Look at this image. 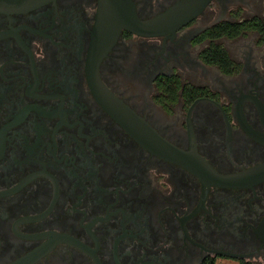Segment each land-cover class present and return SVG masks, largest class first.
<instances>
[{
  "label": "flooded vegetation",
  "instance_id": "obj_1",
  "mask_svg": "<svg viewBox=\"0 0 264 264\" xmlns=\"http://www.w3.org/2000/svg\"><path fill=\"white\" fill-rule=\"evenodd\" d=\"M98 9L0 12V264H264V0L103 56Z\"/></svg>",
  "mask_w": 264,
  "mask_h": 264
},
{
  "label": "water",
  "instance_id": "obj_2",
  "mask_svg": "<svg viewBox=\"0 0 264 264\" xmlns=\"http://www.w3.org/2000/svg\"><path fill=\"white\" fill-rule=\"evenodd\" d=\"M46 0H0V12L32 9ZM210 0H180L149 18H141L132 0H99L94 38L103 56L126 29L140 35L174 33L198 15ZM166 145H159L165 149Z\"/></svg>",
  "mask_w": 264,
  "mask_h": 264
},
{
  "label": "rangeland",
  "instance_id": "obj_3",
  "mask_svg": "<svg viewBox=\"0 0 264 264\" xmlns=\"http://www.w3.org/2000/svg\"><path fill=\"white\" fill-rule=\"evenodd\" d=\"M230 261H226L225 263H218V264H230Z\"/></svg>",
  "mask_w": 264,
  "mask_h": 264
}]
</instances>
